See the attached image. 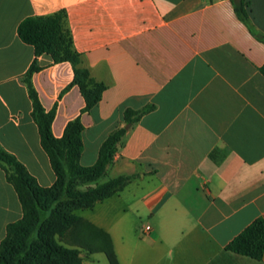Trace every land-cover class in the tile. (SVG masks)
Masks as SVG:
<instances>
[{
    "label": "crops",
    "instance_id": "0c3cea01",
    "mask_svg": "<svg viewBox=\"0 0 264 264\" xmlns=\"http://www.w3.org/2000/svg\"><path fill=\"white\" fill-rule=\"evenodd\" d=\"M245 1L264 37V0ZM56 13L65 15L82 67L106 86L85 111L79 87L68 88L72 63L38 57L42 69L32 83L45 110L56 107L54 137L81 119V166L94 165L107 137L128 125L127 109L154 107L130 124L105 175L81 188L134 178L75 214L111 236L119 264H264V255L226 249L264 218V42L232 1L0 0V146L46 188L56 176L24 82L34 48L18 26ZM22 217L0 167V243L7 225ZM80 250L81 264H109L104 253Z\"/></svg>",
    "mask_w": 264,
    "mask_h": 264
},
{
    "label": "trees",
    "instance_id": "16d2710c",
    "mask_svg": "<svg viewBox=\"0 0 264 264\" xmlns=\"http://www.w3.org/2000/svg\"><path fill=\"white\" fill-rule=\"evenodd\" d=\"M231 1L238 18L258 40L264 42V37L251 24L248 3L245 0ZM64 18L63 13L30 16L18 26L21 40L34 48L35 58L24 76V82L32 101V117L38 127L41 146L49 157L56 182L51 187H42L14 155L0 146V167L14 187L23 210L20 220L7 225L6 237L0 243V264H81L80 249L89 253H104L109 264H119L111 236L75 212L91 208L97 202L123 191L134 178L124 175L94 187L81 188L105 175L127 129L121 127L114 130L101 145L96 163L83 167L80 165L83 152L80 117L67 124L62 138L54 137L52 123L56 107L46 111L32 83L33 74L42 69L38 57L47 54L54 63H72L74 79L68 88L79 87L86 100L85 111L92 110L102 98L106 86L95 81L90 72L82 67L81 56L73 47ZM261 73L264 76V65ZM153 109V106L138 111L127 109L125 123L135 124ZM226 249L261 260L264 255V218H257Z\"/></svg>",
    "mask_w": 264,
    "mask_h": 264
},
{
    "label": "water",
    "instance_id": "95a60500",
    "mask_svg": "<svg viewBox=\"0 0 264 264\" xmlns=\"http://www.w3.org/2000/svg\"><path fill=\"white\" fill-rule=\"evenodd\" d=\"M130 124L126 125L125 128L128 130L130 128Z\"/></svg>",
    "mask_w": 264,
    "mask_h": 264
},
{
    "label": "built area",
    "instance_id": "2783aa9c",
    "mask_svg": "<svg viewBox=\"0 0 264 264\" xmlns=\"http://www.w3.org/2000/svg\"><path fill=\"white\" fill-rule=\"evenodd\" d=\"M146 230H147V231H149V230H150V227H149V226H148V227H146Z\"/></svg>",
    "mask_w": 264,
    "mask_h": 264
}]
</instances>
